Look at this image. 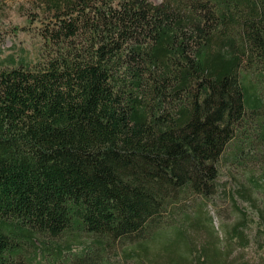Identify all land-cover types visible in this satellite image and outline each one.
I'll return each instance as SVG.
<instances>
[{
  "label": "trees",
  "instance_id": "1",
  "mask_svg": "<svg viewBox=\"0 0 264 264\" xmlns=\"http://www.w3.org/2000/svg\"><path fill=\"white\" fill-rule=\"evenodd\" d=\"M48 7L42 58L0 62V264H105L120 240L141 264H264L250 186L231 223L186 208L264 106V0Z\"/></svg>",
  "mask_w": 264,
  "mask_h": 264
},
{
  "label": "rangeland",
  "instance_id": "2",
  "mask_svg": "<svg viewBox=\"0 0 264 264\" xmlns=\"http://www.w3.org/2000/svg\"><path fill=\"white\" fill-rule=\"evenodd\" d=\"M152 1L160 3L162 0ZM48 4L49 0H0V62L4 66L18 65L20 61L33 64L42 58L41 32L51 20ZM247 80L252 88L261 85L260 75L256 72H248ZM259 121L264 124V106L249 112L243 133L229 144L223 154L220 163L222 188L211 200L195 196L187 201L188 213L198 211L201 220L212 219L217 225L222 220L227 223L238 220L239 208L250 207L249 201L233 197L234 190L243 186H250L254 200L264 206V129L258 125ZM240 148L246 152L240 153ZM86 239L90 240L87 236L81 237V241ZM72 240L78 242L80 239ZM131 245V242L118 241L109 250V260L105 264H141L137 258L124 259V250Z\"/></svg>",
  "mask_w": 264,
  "mask_h": 264
}]
</instances>
